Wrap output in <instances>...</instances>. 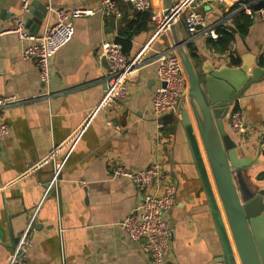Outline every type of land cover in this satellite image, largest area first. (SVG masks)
I'll return each instance as SVG.
<instances>
[{
    "label": "crops",
    "instance_id": "obj_1",
    "mask_svg": "<svg viewBox=\"0 0 264 264\" xmlns=\"http://www.w3.org/2000/svg\"><path fill=\"white\" fill-rule=\"evenodd\" d=\"M102 1L28 0L33 18L26 28L33 35L42 34L55 22L52 14L42 19L43 6L96 10L74 21L71 42L50 60L48 87L41 84L34 63L22 59L23 45L16 37L0 36V97L27 100L0 114V124L8 127V134L0 139V264H7L25 231H29L32 244L25 264H150L140 246L120 227L139 205L140 193L130 180L112 178V168L136 171L155 162L164 166L176 188L175 205L165 214L173 231L168 260L220 264L215 261L220 243L176 113L165 118L164 138L160 141L156 135L150 105L157 85L153 61L156 52L173 47L202 82L206 98L219 91L210 72L243 69L251 81L252 72L261 70L260 77L245 84L241 96L231 103L223 124L236 145L238 158L248 161L239 174L228 175L230 193L233 188H241L246 195L264 190V22L253 10L264 0H233L228 4L193 0L174 31L159 38L142 66L127 80L124 102L92 117L90 112L102 98L107 69L99 58L102 45L128 40L131 47L125 55L131 58L153 31L150 12L138 13L127 0H115L119 17L105 16L97 11ZM150 1L152 12L167 4V0ZM171 2L176 5L184 0ZM191 10L205 21L193 35L185 27ZM139 14H147L149 19L143 21ZM15 17L26 22L21 0H0V33L11 29ZM217 30H224L226 37ZM209 31L217 38L208 36ZM182 68L187 93L177 111L180 114L187 100L198 140L204 122L184 63ZM235 111L242 114L245 131L241 134L232 132L227 121ZM109 121L111 127L107 126ZM214 135L216 141L217 130ZM74 136L73 142L79 136L76 147L66 158L64 150L57 148ZM220 149L222 146L216 144L217 155ZM202 156L207 167L203 152ZM64 159L60 178L52 182L53 189L48 188L53 168L58 170ZM219 162L226 168H222L224 172L233 171L222 159ZM257 230L264 242V229ZM245 244L246 254H250L246 238Z\"/></svg>",
    "mask_w": 264,
    "mask_h": 264
},
{
    "label": "built area",
    "instance_id": "obj_2",
    "mask_svg": "<svg viewBox=\"0 0 264 264\" xmlns=\"http://www.w3.org/2000/svg\"><path fill=\"white\" fill-rule=\"evenodd\" d=\"M233 0H218L219 3L228 4ZM136 12H150V21L153 31L148 40L139 47L136 53L128 58L119 44L108 42L102 45L99 51L100 60L106 63L104 89L102 98L97 106L90 112L92 117L99 112L110 110L124 102L127 96L126 82L130 76L144 63V57L153 50L154 44L159 38L175 25L183 10L191 5L193 0H184L181 4L172 5L169 9H160L152 12L150 0H127ZM22 9L25 13L28 9V0H21ZM47 15L52 14L55 22L46 26L43 33L33 35L26 28L25 22L20 17H15L11 29L3 34H13L18 42L23 45L21 57L31 61L37 68L39 80L44 87H48L51 74L50 60L57 52L69 44L74 36L75 20L82 16L93 15L96 10L74 9H51L47 7ZM248 11V8H245ZM105 16L119 17V9L115 0H103L97 10ZM238 10H235V12ZM245 11V10H244ZM234 13V12H232ZM230 14V16L232 15ZM264 22V5L256 13ZM203 17L191 10L185 18V27L190 35L196 33L198 27H204ZM208 36L217 38L214 31H209ZM146 62V61H145ZM153 63L156 65L155 75L157 85L151 94V114L157 138L161 141L166 133L165 118L169 113H176L182 98L187 93V83L183 74L182 62L175 53L173 47L155 53ZM48 95V94H47ZM27 100L15 97H0V114L15 106L25 103ZM183 106H187V100ZM231 131L241 134L245 126L240 112H232L229 116ZM111 127L112 122H107ZM8 134V127L0 124V139ZM77 136V134H76ZM72 138L66 147L71 149L76 146ZM73 143V144H71ZM59 167V166H58ZM61 167L55 169L52 182L57 179ZM112 178H125L132 182L140 193V203L120 223V227L127 238L140 246L150 264H176L168 260L169 245L173 238V231L165 220V214L175 205L176 188L171 183L168 171L164 166L155 162L145 169L130 171L121 166L112 168ZM29 231H25L19 238L14 250L7 258V264H25L27 252L31 248Z\"/></svg>",
    "mask_w": 264,
    "mask_h": 264
},
{
    "label": "water",
    "instance_id": "obj_3",
    "mask_svg": "<svg viewBox=\"0 0 264 264\" xmlns=\"http://www.w3.org/2000/svg\"><path fill=\"white\" fill-rule=\"evenodd\" d=\"M166 3L165 8L168 9L167 13L169 14L172 2L171 0H167ZM263 5L264 2H261L255 6L253 8L254 12L259 11ZM31 13V9H28L25 12L26 27L33 18ZM41 13L43 19L47 13L45 6H43ZM169 30L174 31V25H172ZM178 50L180 51V49ZM180 59L181 62L184 63L189 74L204 122L203 130L200 133L202 140V143L200 144L196 138L194 126L187 108L184 106L181 109L179 119L182 135L185 138L192 162L201 181L207 201V209L213 220L217 240L220 243L215 261L220 264H250V261L253 264H264V242L260 240L257 230L264 229V190H258L251 195H246L242 192L241 188H239V191L235 190L236 188H233L232 191L234 192L232 194L230 193L226 182L227 179L229 180L228 175L234 173L239 174L243 168L248 166V161L246 159L238 158L236 145L232 138L227 134L223 124V120L227 118L231 103L241 96L245 84L257 80L260 77L262 74L260 72L261 70L256 69L252 72L251 81L244 75L245 72L243 69L241 71L225 70L210 72V77L217 81L216 89H219V91L216 95H212L208 91L211 95H208L207 99L203 93L204 87L202 82L197 77L194 70L189 66L188 61H182L181 56ZM206 88L209 90L210 81L209 85L207 83ZM227 121L229 123V118ZM215 130H217L218 133L216 144L219 148L220 145L223 148L220 149V155L216 154V158L214 157L211 147L212 132L214 133ZM66 144L67 143L60 147H58L59 145L53 147H55V149L58 147L57 149L64 150V154H66L67 158L76 146L71 149V147H66ZM202 148L215 186L212 184L208 168L204 163ZM219 159H222L227 167H231L234 172H224ZM63 162H65V159L61 163V169L57 175V179L60 178V172L64 164ZM54 171L55 167L53 168L51 183L49 182L50 184L47 185L50 189H53L54 187L52 183ZM214 187L219 199H217ZM219 202L221 203L222 210L227 218L235 242L237 256L235 255L233 246L230 242ZM254 222H256L257 225H254ZM245 238L251 251L250 254H246L245 251Z\"/></svg>",
    "mask_w": 264,
    "mask_h": 264
},
{
    "label": "rangeland",
    "instance_id": "obj_4",
    "mask_svg": "<svg viewBox=\"0 0 264 264\" xmlns=\"http://www.w3.org/2000/svg\"><path fill=\"white\" fill-rule=\"evenodd\" d=\"M213 136H214V138H215V135H214V133L212 132V137H213ZM198 140H199V142H200V144H201V143H202V140H201V137H200V132H198ZM211 147H212V150H213L214 157L216 158V141H215V140L213 141V139L211 140ZM202 152H203V154L205 155L203 148H202ZM205 158H206V157H205ZM224 164H225V167H227V165H226L225 162H224ZM221 165H223V164H221ZM221 167H222L223 169H226V168H224V166H221ZM207 168H208V172H209V175H210V178H211L212 184L214 185L213 178H212V175H211V172H210L209 166H207ZM214 186H215V185H214ZM214 189H215V187H214ZM215 193H216L217 199H219V198H218V195H217V192H216V189H215ZM219 203H220V202H219ZM219 205H220V207H221V203H220ZM221 212H222V215H223L224 224H225V227H226V230H227V233H228V236H229L230 242H231V244H232V246H233L234 253H235V255L237 256V250H236L235 242H234V240H233V237H232V234H231V231H230V227H229V224H228L227 218L225 217L224 211L222 210V207H221Z\"/></svg>",
    "mask_w": 264,
    "mask_h": 264
},
{
    "label": "trees",
    "instance_id": "obj_5",
    "mask_svg": "<svg viewBox=\"0 0 264 264\" xmlns=\"http://www.w3.org/2000/svg\"><path fill=\"white\" fill-rule=\"evenodd\" d=\"M139 13V12H138ZM139 16H141V19L144 21V20H147L149 19V15L147 14H139ZM217 33L218 35L220 36H224V38L226 37V32L224 30H217ZM118 43L122 46V51L124 52V54L127 53V51L130 49L131 47V44L128 40H118Z\"/></svg>",
    "mask_w": 264,
    "mask_h": 264
},
{
    "label": "bare ground",
    "instance_id": "obj_6",
    "mask_svg": "<svg viewBox=\"0 0 264 264\" xmlns=\"http://www.w3.org/2000/svg\"><path fill=\"white\" fill-rule=\"evenodd\" d=\"M204 159V158H203Z\"/></svg>",
    "mask_w": 264,
    "mask_h": 264
}]
</instances>
